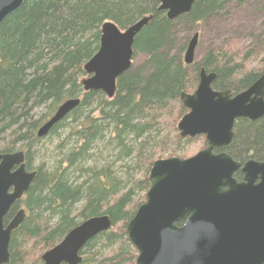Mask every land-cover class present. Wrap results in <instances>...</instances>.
I'll return each mask as SVG.
<instances>
[{
	"label": "trees",
	"instance_id": "1",
	"mask_svg": "<svg viewBox=\"0 0 264 264\" xmlns=\"http://www.w3.org/2000/svg\"><path fill=\"white\" fill-rule=\"evenodd\" d=\"M244 1L196 0L189 13L171 20L160 0H27L0 25V154L24 151L27 169L36 171L5 217L8 224L19 208L26 211L13 231L8 264H43V253L72 228L101 215L111 228L85 244L80 264H136L126 229L146 199L154 162L190 157L185 143L207 145L205 137L180 136L177 124L188 112L181 94L196 90L202 69L216 74L213 89L233 94L264 73L262 49L253 47L243 55L210 49L192 65L182 58L187 34ZM144 16L152 19L136 37L133 64L117 79L114 97L85 92L84 66L100 47L102 25L125 29ZM181 25L187 34L179 45ZM255 59L260 71L245 66ZM71 98L80 105L38 138L39 127ZM56 138L55 146L43 142ZM224 150L238 162L264 160V117L239 119Z\"/></svg>",
	"mask_w": 264,
	"mask_h": 264
},
{
	"label": "water",
	"instance_id": "2",
	"mask_svg": "<svg viewBox=\"0 0 264 264\" xmlns=\"http://www.w3.org/2000/svg\"><path fill=\"white\" fill-rule=\"evenodd\" d=\"M26 1L0 0V25ZM195 1L160 0V10L174 20L189 13ZM151 19L144 16L125 29L112 21L102 25L100 47L84 66L85 92L114 97L117 79L132 66L136 37ZM198 40L195 33L183 57L186 65L194 62ZM215 79V73L202 69L197 89L181 94L189 111L178 123L180 136L205 135L208 146L190 158L154 162L146 200L126 229L138 251L136 264H264V161L251 160L242 167L229 154L214 152L231 144L237 120L264 117V74L236 95L214 90ZM80 102L64 101L39 127L37 137H47ZM25 160L24 151L0 154V264L10 262L12 234L26 213L21 209L8 224L5 217L36 177ZM239 170L243 182L234 177ZM111 225L108 215L85 220L44 253V264H80L85 244Z\"/></svg>",
	"mask_w": 264,
	"mask_h": 264
},
{
	"label": "rangeland",
	"instance_id": "3",
	"mask_svg": "<svg viewBox=\"0 0 264 264\" xmlns=\"http://www.w3.org/2000/svg\"><path fill=\"white\" fill-rule=\"evenodd\" d=\"M234 4L236 3L230 4V6H232L230 7L227 17L222 19H217L215 17L209 18L199 25L198 32L200 37L199 43L195 49L194 60L196 59L199 61L200 58L210 49L220 48L223 50L230 48L231 52H238L240 53L238 55H243L248 48L253 47L254 52L258 51L257 49H262L258 59H261V57L264 55V45L260 46V44H264V0H246L242 5ZM186 34L187 26L181 25L180 34H178L179 45L180 40L183 38L181 36ZM188 35L193 37V31H191L186 36ZM192 37L189 39L191 40ZM260 39L262 40L260 41ZM245 66L248 69H254L258 71H260L259 68L262 67L260 62L256 59L246 63ZM58 139L59 138H56L52 141H50L51 139H46L43 142L46 145L49 143L51 145V143L55 141V146L59 142ZM183 147L185 153L189 152L188 155L192 156L202 149L204 145L201 146V142L195 141L193 143H185Z\"/></svg>",
	"mask_w": 264,
	"mask_h": 264
},
{
	"label": "flooded vegetation",
	"instance_id": "4",
	"mask_svg": "<svg viewBox=\"0 0 264 264\" xmlns=\"http://www.w3.org/2000/svg\"><path fill=\"white\" fill-rule=\"evenodd\" d=\"M214 152H215V153L225 152V153L229 154L228 152H226V151L224 150V148H222V149H215ZM229 155H230V154H229ZM230 156H231V155H230ZM231 157H232V156H231ZM232 158H233V157H232ZM233 159H234V158H233ZM234 160H235V159H234ZM251 160H253V161H258V160H255V159H253V158L247 159V160H245V161H243V162H238V161H236V160H235V161L238 162V163H240L241 166L243 167L247 162H249V161H251ZM263 161H264V160H261V161H258V162H263ZM234 177L236 178L237 182H243V181H244V174L241 172V170L237 171ZM258 182H259V181H258ZM25 196H26V195H25ZM25 196H24V197H25ZM24 197H23L21 200H19V201H22V200L24 199ZM17 202H18V201H17ZM17 202H16V203H17ZM16 203H15V204H16ZM20 209H21V208H19L18 210H20ZM184 223H185V221H182V222H180V223L178 224V226H183ZM72 229H73V228H72ZM72 229H71V230H72ZM71 230H70V231H71ZM70 231H69V232H70ZM69 232H68V233H69ZM63 239H64V238H63ZM59 243H60V242H59ZM59 243H58V244H59ZM58 244H57V245H58ZM55 246H56V245H55ZM55 246H54V247H55ZM54 247H52V248H54ZM52 248H51V249H52ZM49 250H50V249H49ZM47 251H48V250H47ZM47 251H45V252H47ZM45 252H44V253H45ZM44 253H43V255H44ZM43 255H42V256H43ZM82 261H83V260H82ZM42 262H43V259H42ZM43 264H44V262H43ZM63 264H68V263H63Z\"/></svg>",
	"mask_w": 264,
	"mask_h": 264
},
{
	"label": "bare ground",
	"instance_id": "5",
	"mask_svg": "<svg viewBox=\"0 0 264 264\" xmlns=\"http://www.w3.org/2000/svg\"><path fill=\"white\" fill-rule=\"evenodd\" d=\"M260 62V61H259ZM194 63V62H193ZM192 65V64H191ZM249 88V87H248Z\"/></svg>",
	"mask_w": 264,
	"mask_h": 264
}]
</instances>
